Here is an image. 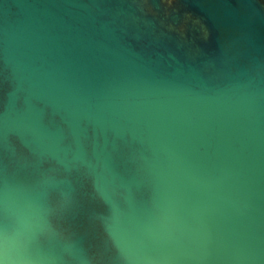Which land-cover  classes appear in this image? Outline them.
Listing matches in <instances>:
<instances>
[{
  "label": "water",
  "instance_id": "95a60500",
  "mask_svg": "<svg viewBox=\"0 0 264 264\" xmlns=\"http://www.w3.org/2000/svg\"><path fill=\"white\" fill-rule=\"evenodd\" d=\"M0 264H264V0H0Z\"/></svg>",
  "mask_w": 264,
  "mask_h": 264
}]
</instances>
